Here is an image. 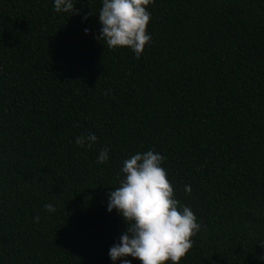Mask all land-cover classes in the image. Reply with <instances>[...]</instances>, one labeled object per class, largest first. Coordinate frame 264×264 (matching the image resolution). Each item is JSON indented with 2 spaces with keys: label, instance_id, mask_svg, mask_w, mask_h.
I'll list each match as a JSON object with an SVG mask.
<instances>
[{
  "label": "trees",
  "instance_id": "1",
  "mask_svg": "<svg viewBox=\"0 0 264 264\" xmlns=\"http://www.w3.org/2000/svg\"><path fill=\"white\" fill-rule=\"evenodd\" d=\"M73 3L0 0V264H113L106 197L149 149L201 224L180 264H264V0H152L139 59Z\"/></svg>",
  "mask_w": 264,
  "mask_h": 264
},
{
  "label": "clouds",
  "instance_id": "2",
  "mask_svg": "<svg viewBox=\"0 0 264 264\" xmlns=\"http://www.w3.org/2000/svg\"><path fill=\"white\" fill-rule=\"evenodd\" d=\"M152 0H101L98 12L99 40L109 49L127 48L137 59L151 42L147 31L151 13L148 6ZM53 11L74 14L77 10L73 0H52ZM87 20V15L82 21ZM85 34L89 29H84ZM95 133L75 138L76 145L91 148L96 142ZM108 148L102 147L96 163H106ZM165 157L149 149L136 152L123 161L120 172L123 177L119 186L107 194L106 210H113L126 224L119 241L108 250L109 259L116 264H132L131 257L141 264H180L181 259L192 247V237L201 224L191 207L184 205L174 196L167 179L163 161ZM186 192L191 191L185 185ZM48 212L56 211L52 203L43 206ZM39 220V216L35 217Z\"/></svg>",
  "mask_w": 264,
  "mask_h": 264
}]
</instances>
